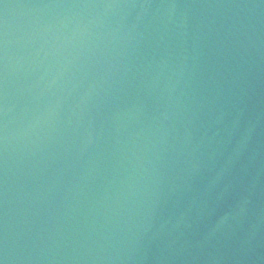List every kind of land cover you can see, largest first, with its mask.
<instances>
[{
	"label": "water",
	"instance_id": "95a60500",
	"mask_svg": "<svg viewBox=\"0 0 264 264\" xmlns=\"http://www.w3.org/2000/svg\"><path fill=\"white\" fill-rule=\"evenodd\" d=\"M0 264H264V0H0Z\"/></svg>",
	"mask_w": 264,
	"mask_h": 264
}]
</instances>
